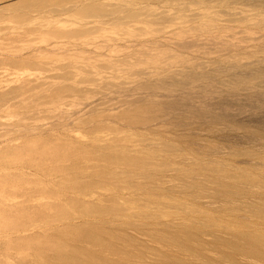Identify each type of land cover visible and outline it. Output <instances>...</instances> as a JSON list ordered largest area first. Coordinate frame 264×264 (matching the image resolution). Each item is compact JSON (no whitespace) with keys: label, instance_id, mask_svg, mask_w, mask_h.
<instances>
[{"label":"rangeland","instance_id":"1","mask_svg":"<svg viewBox=\"0 0 264 264\" xmlns=\"http://www.w3.org/2000/svg\"><path fill=\"white\" fill-rule=\"evenodd\" d=\"M0 264H264V0H0Z\"/></svg>","mask_w":264,"mask_h":264}]
</instances>
